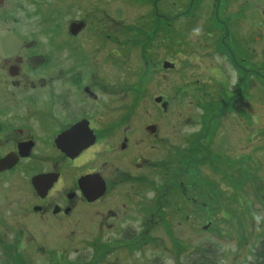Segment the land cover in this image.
Masks as SVG:
<instances>
[{"label":"flooded vegetation","instance_id":"af4514ba","mask_svg":"<svg viewBox=\"0 0 264 264\" xmlns=\"http://www.w3.org/2000/svg\"><path fill=\"white\" fill-rule=\"evenodd\" d=\"M183 6L197 16L211 9V33L197 42L208 39L204 52L239 72L219 100L238 99L224 89L243 95L250 74L264 81V0H0V30L21 41L0 55V264H167V234L183 250L181 227L167 218L202 216L203 164L217 184L204 144L212 135L190 133L167 155V133L152 118L167 101L141 85L151 70L167 84L174 63L163 67L162 57L159 67L156 38L167 7ZM257 238L244 260L240 251L217 255L264 264ZM196 255L172 264H222Z\"/></svg>","mask_w":264,"mask_h":264},{"label":"rangeland","instance_id":"374dc122","mask_svg":"<svg viewBox=\"0 0 264 264\" xmlns=\"http://www.w3.org/2000/svg\"><path fill=\"white\" fill-rule=\"evenodd\" d=\"M175 7H167V25H162L160 38H156L160 45L154 58L159 62L164 57L174 63V68L166 70L167 84L160 83L162 75L157 71L151 73V70L141 85L147 83V92L156 96L162 94L167 101L165 111L155 105L156 111L152 115L162 132L167 133V155L176 152V149H169L181 147L185 143L184 137L191 136L190 133L210 131L211 141L204 144L213 150L206 158L213 162L208 167L217 174L213 177L216 180L212 181L217 184L209 183V175L204 174L209 170H203L207 165L202 163L203 175L198 185L199 193L206 200L202 216L192 215L183 222L173 216L167 218V225L181 227L174 234L182 240L183 246L182 251H173L171 236L167 234V264H172L173 258L195 257L199 248L222 264L226 263L220 260L224 255L217 253L223 251L231 253L224 256L226 259L240 251L246 254L244 260L249 257L248 248L264 232V87H261L264 81L258 75L250 74V88L249 84L247 87L241 85L245 89L243 95L240 96L237 88L235 94L224 89L230 100L238 99L229 104L219 100L224 98L221 88L230 89L236 85L239 72L228 59L204 52L205 47L200 43L204 44L208 39L197 42L201 35L211 33L208 29L212 17L207 18L211 9L201 10V15L197 16L196 9ZM163 27L167 29V54L163 48ZM234 61L239 63L241 59L237 57ZM158 64L160 67L161 61ZM244 76L246 74L242 73L241 80ZM218 92L221 95H217ZM203 101L213 102V109L203 105ZM175 160L179 158H167L169 162ZM182 188H188L187 192H190V186L183 185ZM234 263L238 264V261L234 260Z\"/></svg>","mask_w":264,"mask_h":264},{"label":"water","instance_id":"95a60500","mask_svg":"<svg viewBox=\"0 0 264 264\" xmlns=\"http://www.w3.org/2000/svg\"><path fill=\"white\" fill-rule=\"evenodd\" d=\"M7 34L10 35V38L2 39V37H4ZM20 45H21V41L18 38H16L11 31L0 30V55L4 56V55L15 54L20 48ZM171 66H173V63L169 61H165L163 63V67L169 68ZM160 100H161L160 96L156 97L157 102H159ZM166 105H167L166 102L165 103L163 102L162 107L165 108Z\"/></svg>","mask_w":264,"mask_h":264},{"label":"trees","instance_id":"16d2710c","mask_svg":"<svg viewBox=\"0 0 264 264\" xmlns=\"http://www.w3.org/2000/svg\"><path fill=\"white\" fill-rule=\"evenodd\" d=\"M171 186V185H170ZM182 184H180V183H176V184H174V185H172L171 186V188H174L177 192L179 191H181V190H184L183 188H182ZM261 242H263L264 243V232H262V239L260 240ZM200 249H202V248H199V249H197V252H198V250H200ZM261 249V251H260V254L258 255V257H260V256H262L263 255V257H264V247H261L260 248ZM203 250V249H202ZM204 251V250H203ZM205 252V251H204ZM196 256H199V255H196ZM206 257H209L207 254L205 255Z\"/></svg>","mask_w":264,"mask_h":264}]
</instances>
